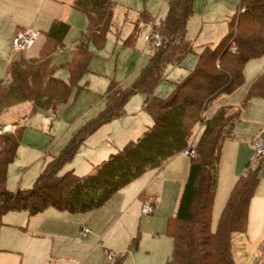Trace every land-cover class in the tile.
Wrapping results in <instances>:
<instances>
[{
	"label": "trees",
	"instance_id": "1",
	"mask_svg": "<svg viewBox=\"0 0 264 264\" xmlns=\"http://www.w3.org/2000/svg\"><path fill=\"white\" fill-rule=\"evenodd\" d=\"M194 3L171 0L159 25L147 14L140 15L125 45L133 47L146 25L164 37L163 45L153 48L132 85L110 80L104 108L76 131L57 156L51 157L30 189H8V171L15 163L25 126L13 124L15 131L5 132L6 125L0 127V222L9 212L20 210L33 216L50 207L81 214L102 208L119 190L183 154L191 147L194 128L201 125L195 145L197 156L190 158L178 209L167 222V234L173 241L169 264H236L234 236L247 234L264 157L255 166L247 165L239 176L213 230L219 162L223 143L235 137L244 105L253 97L264 96V73L251 85L240 107L222 106L210 118L204 114L219 98L243 85L246 65L264 55V0H240L223 39L216 46H201L195 68L174 84L167 97H158L155 91L167 80L168 70L180 67L195 52L187 32ZM73 8L86 16L87 27L72 49L71 60L64 65L69 80L55 76L53 57L64 48L70 31L69 24L56 20L43 34L37 57L12 61L7 79L0 81V118L24 104L31 106L29 116L49 114L66 104L74 89L86 88L82 79L90 72V47L96 51L105 48L115 2L74 0ZM137 94L144 97L142 110L153 124L136 141L110 154L93 172L83 176L74 170L64 172L90 136L104 125L125 118V107ZM137 245L133 240L130 246ZM124 257H113L108 264H124Z\"/></svg>",
	"mask_w": 264,
	"mask_h": 264
},
{
	"label": "rangeland",
	"instance_id": "2",
	"mask_svg": "<svg viewBox=\"0 0 264 264\" xmlns=\"http://www.w3.org/2000/svg\"><path fill=\"white\" fill-rule=\"evenodd\" d=\"M15 1L19 4L12 3L8 5L9 10L0 11V67L4 69L11 60L35 57L42 46L44 38L40 35L38 41L25 52H13L11 46L16 33L12 34V30H16L17 24L19 29H24L32 28L34 22H38L37 29L46 30L44 26L49 19L65 21L70 25V31L64 48L55 54L53 63L57 66L55 76L68 81L69 73L64 65L71 60V47L86 28V16L74 10V0ZM114 2L113 25L105 48L96 51L93 46L90 47L93 53L90 72L82 79L87 88L80 91L74 89L69 101L49 114L38 112L29 116L31 106L24 104L10 109L0 118V127L20 123L25 126L15 163L8 171L9 190L31 188L44 162L50 160L51 155H58L76 131L102 110L110 80L130 86L146 64L153 50L145 40L148 27L141 29L133 47L126 46L124 42L143 13L159 25L167 13L170 0ZM238 5L239 0H195L194 15L187 26L195 52L186 57L180 67L168 70L167 80L155 91L158 97H167L174 84L195 68L201 46L215 45L223 39ZM10 15L17 18V22H11ZM262 72L264 55L249 62L245 83L214 102L204 117L209 118L224 105L240 107L252 83ZM143 99L140 94L133 96L125 107L124 119L104 125L83 144L71 163L79 176L93 172L97 163L107 159L129 140H137L146 126L152 123V119L142 111ZM24 116L27 117L23 120ZM200 133L201 125H197L190 141L193 148ZM256 137L264 142V96L253 97L244 105L236 137L223 143L213 208V230L228 199L231 177L255 155L250 142ZM189 168L190 157L180 154L162 169L150 170L119 190L102 208L88 213H69L52 207L33 216L24 210L9 212L0 222V264H105L108 251L115 257L125 256L124 264H169L173 241L167 234V221L176 214ZM261 178L256 194H264V164ZM147 199L151 200L149 204H153V213L143 215L141 210ZM81 226L91 231L93 236L89 241L81 240ZM252 226L247 234L234 236L236 264H264V218L260 226L258 221H254ZM26 238L25 246L19 249ZM133 240L138 241L136 248L130 246ZM35 241H39L41 247H36Z\"/></svg>",
	"mask_w": 264,
	"mask_h": 264
},
{
	"label": "crops",
	"instance_id": "3",
	"mask_svg": "<svg viewBox=\"0 0 264 264\" xmlns=\"http://www.w3.org/2000/svg\"><path fill=\"white\" fill-rule=\"evenodd\" d=\"M114 1V0H113ZM171 1V0H170ZM12 3H14V4H19L18 2H16L15 0H0V11H2V10H9V6L8 5H10V4H12ZM239 3H240V0H239ZM238 9H239V5H238V8H237V11H238ZM75 10V9H74ZM77 11V10H76ZM237 11H236V13H237ZM78 12V11H77ZM235 13V14H236ZM9 14V12L7 13V15ZM167 14V13H166ZM166 14H165V16H166ZM234 14V15H235ZM164 16V17H165ZM10 17H11V22H17V18L15 19L14 17H12V15H10ZM53 21H56V20H53ZM52 20H50L49 19V21H48V23L44 26V28L46 29V30H38L37 29V27H38V22H34V24L32 25V28L33 29H35V30H37V31H39V33H40V35H42L43 36V34L45 33V32H47L48 30H49V28H50V26H51V24H52V22H53ZM58 21H60V20H58ZM86 21H87V18H86ZM62 22H64V23H66L65 21H62ZM17 24V23H16ZM19 25L17 24V28H16V30L14 31V30H12V34L14 33H17V31L19 30V27H18ZM86 27H87V24H86ZM43 28V27H42ZM86 29V28H85ZM85 31V30H84ZM84 31H82V32H84ZM82 32H81V34H82ZM81 34H80V36H81ZM16 35V34H15ZM80 36H79V38H80ZM14 38V37H13ZM44 38V37H43ZM79 38L76 40V42L74 43V45L71 47V57H72V49H73V47L76 45V43H77V41L79 40ZM189 38V37H188ZM190 40V39H189ZM191 41V40H190ZM43 42H44V39H43ZM192 42V41H191ZM219 43V42H218ZM217 43V44H218ZM217 44H215V45H212V46H216ZM41 45H43V43L41 44ZM208 45H210V44H208ZM42 47V46H41ZM41 47L39 48V50H38V54H39V51H40V49H41ZM11 48H12V46H11ZM35 57H37V56H35ZM35 57H31L30 59H32V58H35ZM149 57V56H148ZM54 58V57H53ZM147 60H148V58H147ZM12 61H14V60H11L10 62H8L7 64H6V67H4V69H2V67H0V81L1 80H5V79H7V76H8V69H9V66H10V64H11V62ZM249 64V63H248ZM248 64L246 65V67H245V72H246V68H247V66H248ZM139 73V72H138ZM259 73V72H258ZM263 74V72L260 74V76ZM138 75V74H137ZM136 75V76H137ZM259 75V74H258ZM259 76V77H260ZM258 77V78H259ZM257 79H255L254 80V82L256 81ZM180 82V81H179ZM253 82V83H254ZM120 83V82H119ZM252 83V84H253ZM84 85H86V88H87V84L85 83ZM109 85V84H108ZM121 85H123V84H121ZM108 88V87H107ZM106 95V94H105ZM104 100H105V97H104ZM143 101H144V99H143ZM106 103V100H105V102H104V104ZM143 104V103H142ZM105 106V105H104ZM224 106H228V105H224ZM222 107V106H221ZM234 107V106H233ZM104 108V107H103ZM102 108V109H103ZM220 108V107H219ZM143 111V110H142ZM216 112V111H215ZM214 112V113H215ZM213 113V114H214ZM212 114V115H213ZM211 115V116H212ZM242 115V114H241ZM210 116V117H211ZM209 117V118H210ZM241 121V120H240ZM152 123L150 124V125H147L146 126V128L144 129V131L141 133V135L145 132V130L149 127V126H151L152 124H153V121H151ZM238 127V126H237ZM6 129H5V131H12L15 127L14 126H7V127H5ZM236 132H237V129H236ZM135 133H138L139 134V132H135ZM140 135V136H141ZM139 136V137H140ZM138 137V138H139ZM235 137H236V133H235ZM257 138V137H256ZM255 138H253L252 140H254ZM130 141H132V140H129L128 142H130ZM136 141V140H135ZM128 142H126L124 145H123V147L128 143ZM122 147V148H123ZM114 148H116V147H114ZM122 148H116L115 149V151L113 152V153H115L117 150H120V149H122ZM250 148H251V142H250ZM252 149V148H251ZM112 154V153H111ZM52 156H57V155H51L50 156V159H51V157ZM110 156V155H109ZM106 160V159H105ZM49 161V160H48ZM48 161H46V162H44V165H43V167H42V170L44 169V167H45V165H46V163L48 162ZM102 161H104V160H102ZM101 161V162H102ZM100 162V163H101ZM100 163H97V165H99ZM249 163L250 162H248L247 163V165H249ZM263 164H264V158H263V162H262ZM262 164V165H263ZM247 165H245V167L243 168V169H241V170H239L238 172H237V174L236 175H234L233 177H231V179H230V184H229V188H228V193H229V195H230V192H231V190H232V188L234 187V185L236 184V182H237V180H238V178H239V176L244 172V170H245V168H246V166ZM71 167V168H70ZM42 170H41V172H42ZM69 170H74L75 171V173H76V169L74 168V167H72L71 166V164L70 165H67L65 168H64V172L65 171H69ZM40 172V173H41ZM77 174V173H76ZM78 175V174H77ZM39 176V175H38ZM188 178V177H187ZM262 181V178H261V174H260V182ZM260 182H259V185H260ZM258 185V186H259ZM258 188V187H257ZM30 189V188H29ZM229 195H228V197H229ZM151 202V200L150 199H147L146 200V202H144V204H143V206L145 205V204H148V203H150ZM227 202V201H226ZM226 204V203H225ZM143 206H142V208H143ZM225 206V205H224ZM142 211V210H141ZM83 214V213H82ZM173 217V216H172ZM172 217H170V218H172ZM169 218V219H170ZM264 218V194H261V193H255V197L253 198V200H252V202H251V206H250V211H249V219H248V230H247V232H249L250 231V225H251V227H253L252 226V223H254V221H258L259 222V226H260V222H261V220ZM168 219V220H169ZM10 221H12L11 219H9ZM9 220H7L6 222H10ZM168 222V221H167ZM5 226H9V225H7V224H5ZM84 229H86L84 226H81L80 227V233H81V240H84L85 242L86 241H89L91 238H92V233H91V235L88 237V238H83V236H82V231L84 230ZM1 231V230H0ZM26 242H27V238L25 239V241H24V243L20 246V248L19 249H21V248H23L24 246H25V244H26ZM34 245L37 247H41V245H40V243H39V241H35L34 242ZM8 247V246H7ZM8 248H11V247H8ZM12 249V248H11ZM113 257H115L110 251H108L107 252V261H106V263L105 264H108L110 261H111V259L113 258Z\"/></svg>",
	"mask_w": 264,
	"mask_h": 264
},
{
	"label": "built area",
	"instance_id": "4",
	"mask_svg": "<svg viewBox=\"0 0 264 264\" xmlns=\"http://www.w3.org/2000/svg\"><path fill=\"white\" fill-rule=\"evenodd\" d=\"M149 31L145 35L146 43H148L152 48H160L164 43V37L156 32L151 25H146ZM40 37L39 31L33 28H24L19 29L12 40V51L13 52H25L32 45H34ZM251 148L254 151L255 155L250 160V164L253 165L258 158H260L264 154V142L259 138H255L251 142ZM184 155L195 158L197 156V152L195 147L192 146L186 149L183 153ZM153 213V204H145L142 208L143 215H150ZM91 235V231L84 229L82 231L83 238H88Z\"/></svg>",
	"mask_w": 264,
	"mask_h": 264
}]
</instances>
